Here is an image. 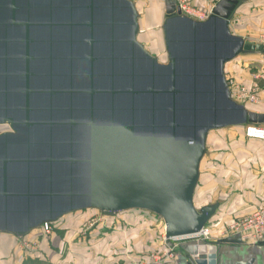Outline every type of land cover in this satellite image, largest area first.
<instances>
[{
    "label": "water",
    "instance_id": "1",
    "mask_svg": "<svg viewBox=\"0 0 264 264\" xmlns=\"http://www.w3.org/2000/svg\"><path fill=\"white\" fill-rule=\"evenodd\" d=\"M243 2L203 20L169 3L162 62L133 0H0V231L97 208L150 210L168 238L199 233L218 208L194 203L210 130L264 122L225 72L264 52L231 30Z\"/></svg>",
    "mask_w": 264,
    "mask_h": 264
},
{
    "label": "crops",
    "instance_id": "2",
    "mask_svg": "<svg viewBox=\"0 0 264 264\" xmlns=\"http://www.w3.org/2000/svg\"><path fill=\"white\" fill-rule=\"evenodd\" d=\"M133 1L140 13L139 40L160 60V56L166 54L167 60L163 22L166 6L172 1ZM187 1L198 10V13L209 14L218 0ZM230 27L234 34L252 40L264 33V0H244L236 9ZM245 53L252 56L250 59H257L260 52ZM260 59L263 62L260 79L261 100L258 104L245 106L264 113V59ZM230 65L225 66L228 77L234 80L248 78L245 65L235 62ZM260 124L264 126V122ZM236 125L232 126L233 132L229 134L233 136L228 142L230 146L228 157L232 155V161L228 159L225 166L227 177L223 179L216 177L218 175L214 176L213 170L223 168L221 165L215 166L216 163L214 164L212 160L207 165V171L200 167L194 203L197 208L218 203V208L208 221L212 223L207 225L210 231L207 238H186L177 240L171 246L163 236L165 224L162 217L160 219L151 216L154 219L151 223H155V226H151L152 224L144 222L145 214H135L143 213L144 209H137L136 212L128 209L123 210L127 211L124 214L120 212L113 214L115 224L113 227L107 226L109 229L103 223L95 228L84 227L85 217L70 218V215L76 213L75 211L82 212L85 208L66 213L52 221L50 232H46L42 225L21 237L0 231V264H112L116 261L140 259L146 264H158L154 261L153 254L164 256L165 261L162 264H186L189 256H192L197 264H264V244L253 238L243 239L240 231L230 230L234 222L264 204V139L247 137L244 132L245 124ZM211 131L207 138V147L212 137L211 141L216 144L218 154L220 152L218 150L221 149L218 143L228 134L227 132L224 134L223 131L212 134ZM215 173L219 174L216 171ZM196 193L203 194L198 203ZM144 212L154 213L146 209ZM139 216L144 219H139ZM124 221L126 223L121 224ZM237 235L241 237V242L235 240Z\"/></svg>",
    "mask_w": 264,
    "mask_h": 264
},
{
    "label": "rangeland",
    "instance_id": "3",
    "mask_svg": "<svg viewBox=\"0 0 264 264\" xmlns=\"http://www.w3.org/2000/svg\"><path fill=\"white\" fill-rule=\"evenodd\" d=\"M171 1H174V0H171ZM232 28H234V26H232ZM258 55L259 56H257L258 57L257 59L256 58L250 59L252 57L251 55H249L247 53H241V54L237 55L232 60H230V61H228L226 63V65H228L229 67L231 66L230 64L233 63V62L240 63V65H245L246 66V69H247L246 75H247L248 78L245 77L246 78V80H245V79H241V78H237L236 77L238 80L236 78L235 79L238 82L244 83L248 87L249 86L251 87L256 82H259L260 85H261V88H262V83L260 82V79L262 78L261 77L262 76L261 68H262L263 62H262V60L260 58L264 59V55H262V53H258ZM160 58H161V60L163 62H165L166 61V54H162L160 56ZM248 68H249V70H248ZM252 72L253 73H256L257 74V77L253 76L252 75ZM258 75H259V78H258ZM227 78H228V81L229 82L231 81V79L234 80L233 78L228 77V76H227ZM230 86H231V84H230ZM234 98L238 102H240V103H242L244 105H248V106H251V104H255V103L258 104L259 103V102H252V101H250L249 99H246V98H240V97L237 96V94L234 95ZM232 126H237V125H227V126L221 127L223 129H221V128L220 129L219 128H215V129H212V131L210 130L212 132V134H216L217 132L222 133V131H223L224 134H226V132H227L228 135L224 139L221 138L222 139L221 142L218 143V146H219V144L221 146V149L218 150V151H220L218 154H217V149L218 148L216 147V144L214 145V143H212V141H211L212 140V137H211L210 138V141L208 143L209 145L207 147V150H206V153L204 155V158L202 159V165L201 166L203 167V170L204 171H207L206 168H207L208 163H210V160L214 161V164L216 163L215 166L221 165V167L223 169H219V170L217 169V170H213V171H214V176L215 175H218L216 177H222L223 179H225L227 177V171L225 169L226 168L225 167L226 166V163H227L228 159H229V161H232V155L230 157H228V151L230 149V146H229V143L228 142L233 139V136L232 135H229V134H231L233 132V131H231V129L234 128ZM8 128H10V126L8 124H0V132L3 131V130H6ZM237 128H239V127H237ZM244 132H245V128H244ZM214 136L215 135H213V137ZM236 139H237V137H236ZM215 171L217 173H219V174H216ZM202 195L203 194H200V193H198L196 195V201H197V203L200 201V198L202 197ZM133 210H135L134 212L138 211L137 209H133ZM144 211L145 210H143V213H141V212L138 213L137 212L135 214H138V215H144L145 214L146 215V218L145 219L142 218L141 216H139L138 218L139 219H144V222H146L147 224H150V225L152 224L151 226H155V223L154 224L151 223V221L154 220L151 216H156V218H160L161 219V216H159L157 214L155 215V213H148V212H144ZM75 212L76 213H72V215H70V218H77L79 216H80L79 218L85 217V222L83 224L84 227L90 226L91 228H95V227H97L98 224L103 223V225L107 229H109V227H107V226L113 227V225L115 224V221H113L115 219H113V216L112 215L110 217L109 215H106L105 213H103L102 211H100L97 208H86L82 212H78V211H75ZM124 212H127V211H120L121 214H124ZM127 214H129V213H127ZM147 215H149V216H147ZM131 217H132V215H131ZM120 218H122V217H120ZM136 219H137V216H135L134 220H136ZM129 220H131L130 217H129ZM117 223L120 224L119 221H117ZM124 223H126V222L125 221L124 222H121V224H124ZM211 223L212 222L208 223L207 225H211ZM187 241L189 242V240H187Z\"/></svg>",
    "mask_w": 264,
    "mask_h": 264
},
{
    "label": "built area",
    "instance_id": "4",
    "mask_svg": "<svg viewBox=\"0 0 264 264\" xmlns=\"http://www.w3.org/2000/svg\"><path fill=\"white\" fill-rule=\"evenodd\" d=\"M177 4H179L182 10L191 15L197 16L198 19H206L209 14L198 13V10L194 8V6L190 5L187 0H174ZM195 17V18H197ZM256 42L263 44L264 46V33H261L256 39ZM264 55V52H260ZM252 75L257 77L256 73L252 72ZM259 78V75H258ZM229 82V81H228ZM231 82V83H230ZM229 82L231 84L230 88L232 91V95L234 97L237 94L240 98L249 99L252 102H260L261 100V85L259 82L254 83L251 87L247 86L244 83H240L237 80H232ZM245 134L250 138L264 139V126L260 123H247L245 124ZM42 227L46 232H50L52 229V222H45L42 224ZM238 230L241 232V237L245 238H253L256 241L264 242V204L259 207L257 210L253 211L251 214L242 217L240 220L234 222L230 230ZM232 231V230H231ZM210 234L208 226H204L201 231L195 235L191 236H178V237H170L166 236V231L163 233L165 241L173 245L177 240H182L186 238H207ZM153 259L156 263L162 264L164 260V256L162 254H153ZM112 264H146V262L142 259L140 260H132V261H116Z\"/></svg>",
    "mask_w": 264,
    "mask_h": 264
},
{
    "label": "bare ground",
    "instance_id": "5",
    "mask_svg": "<svg viewBox=\"0 0 264 264\" xmlns=\"http://www.w3.org/2000/svg\"><path fill=\"white\" fill-rule=\"evenodd\" d=\"M145 210V209H144Z\"/></svg>",
    "mask_w": 264,
    "mask_h": 264
}]
</instances>
